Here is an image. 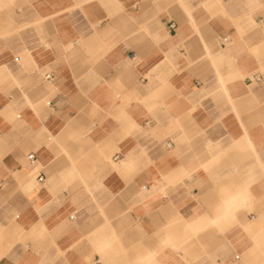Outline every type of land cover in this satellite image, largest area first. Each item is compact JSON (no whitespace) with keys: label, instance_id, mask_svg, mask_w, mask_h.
<instances>
[{"label":"crops","instance_id":"obj_1","mask_svg":"<svg viewBox=\"0 0 264 264\" xmlns=\"http://www.w3.org/2000/svg\"><path fill=\"white\" fill-rule=\"evenodd\" d=\"M0 264H264V0H0Z\"/></svg>","mask_w":264,"mask_h":264},{"label":"built area","instance_id":"obj_2","mask_svg":"<svg viewBox=\"0 0 264 264\" xmlns=\"http://www.w3.org/2000/svg\"><path fill=\"white\" fill-rule=\"evenodd\" d=\"M51 78H52L51 75H47V76H46V79H51ZM30 160H31V161H34V160H35V156H34V155H31V156H30ZM39 181H43V177H40V178H39Z\"/></svg>","mask_w":264,"mask_h":264}]
</instances>
